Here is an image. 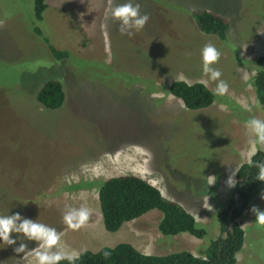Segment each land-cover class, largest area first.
Here are the masks:
<instances>
[{"label":"rangeland","instance_id":"374dc122","mask_svg":"<svg viewBox=\"0 0 264 264\" xmlns=\"http://www.w3.org/2000/svg\"><path fill=\"white\" fill-rule=\"evenodd\" d=\"M126 2L44 0L46 9L35 21L32 0H0V215L18 212L55 228L68 253L126 243L143 255L187 251L200 256L218 236L217 204L232 197L229 171L253 151L255 137L245 122L264 120L250 86L255 69L248 64L264 45V0H132L150 18L131 36L121 34L109 11ZM196 10L227 21L224 40L197 29L191 17ZM42 38L66 58L54 60ZM209 42L222 53L213 67L228 84L223 96L215 94L218 82L203 73L201 50ZM46 81L61 86L59 109L45 110L34 100ZM173 81L201 83L215 101L187 111L164 94ZM128 174L181 206L206 227V236L162 237L156 211L108 233L95 186L70 188ZM262 192L264 182L236 220L244 239L235 264H264V225L251 211L253 206L264 211ZM81 206L92 215L74 231L63 215ZM12 238L13 246L0 241V264H37L34 253L14 252L21 242L29 251L37 242L16 233Z\"/></svg>","mask_w":264,"mask_h":264},{"label":"trees","instance_id":"16d2710c","mask_svg":"<svg viewBox=\"0 0 264 264\" xmlns=\"http://www.w3.org/2000/svg\"><path fill=\"white\" fill-rule=\"evenodd\" d=\"M45 9L44 0H32V14L35 21L41 20ZM191 17L201 33L214 36L220 41L225 39L228 23L220 15L196 10L192 12ZM33 34L41 38L40 32L35 28ZM42 42L54 60L60 61L66 58V52L55 50L43 38ZM248 64L255 69L250 79V86L255 102L264 115V53ZM151 91L154 92V88ZM164 94L180 101L187 111L206 109L215 101L213 93L201 83L187 84L183 81H173L165 88ZM34 100L45 110L59 109L63 102L60 84L56 81H46L35 93ZM221 103L226 104V102ZM257 149L247 163H242L236 168L234 179L237 183L231 190V199H227L223 206L217 204L219 211L215 213L214 221L218 236L208 242L202 255L193 256L187 251L161 256L143 255L130 245L119 243L111 248H101L94 253L82 251L77 254L79 258L75 261L61 260L59 264H235V255L241 250L244 239V231L236 220L249 204L254 190L262 183L257 180L259 169L254 165L264 161V148ZM91 186L96 188L102 227L108 233H115L124 223L150 211H156L160 215L156 225L160 236L171 238L187 234L197 240L206 236L204 225L198 224L181 206L164 199L155 187L138 177L130 174L121 175L102 182L85 183L70 188ZM105 252L111 254L107 259L104 257Z\"/></svg>","mask_w":264,"mask_h":264},{"label":"clouds","instance_id":"9594fccd","mask_svg":"<svg viewBox=\"0 0 264 264\" xmlns=\"http://www.w3.org/2000/svg\"><path fill=\"white\" fill-rule=\"evenodd\" d=\"M112 5V0H109ZM111 17L120 22L119 31L121 34L131 36L132 30L141 31L149 20L148 14L141 13V5L133 3L132 0H127L126 3L111 6L109 9ZM107 19V17H106ZM221 51L212 43H207L201 50L203 73L213 82H218L215 88V94L223 96L228 93V84L222 80V72L213 67L221 58ZM245 127L254 135V139L250 141L253 145L254 152L260 148H264V120L259 118H250L245 122ZM251 163V161H250ZM259 169L257 180L264 182V161L257 162L254 165ZM235 172L229 175L227 185L235 187L237 181L234 179ZM261 199H264V192L261 193ZM251 211L256 215V221L264 225V211L253 206ZM92 215V210L87 207L68 208L64 215L63 221L68 228L76 231L84 227ZM22 234L28 241H35L38 244L37 248L30 251L28 245L21 242L18 247L14 248V252L24 253L25 255L34 253L37 264H59L61 260L73 262L79 258L76 253H68L60 247L61 233L55 228L50 227L37 220H32L23 217L20 213L13 215H0V241H3L8 246L16 244V240L12 238V234ZM109 252L104 253L105 259L109 258Z\"/></svg>","mask_w":264,"mask_h":264},{"label":"crops","instance_id":"0c3cea01","mask_svg":"<svg viewBox=\"0 0 264 264\" xmlns=\"http://www.w3.org/2000/svg\"><path fill=\"white\" fill-rule=\"evenodd\" d=\"M263 20H264V18H263ZM262 24L264 25V21H262ZM257 40H259V38L257 37V39H256V41ZM259 46H260V51H261V53H260V55L259 56H262L263 55V53H264V45H260L259 44ZM254 151V150H253ZM253 151H251L250 153H248V154H246V156H245V154H243V157L244 158H246L245 160H249V158L253 155ZM239 153H241L242 154V152L241 151H239L237 154H239ZM243 157H242V159L241 160H243ZM248 160L247 161H245L244 163H246V162H248ZM238 162V161H237ZM237 164V163H236ZM239 165L240 164H242V163H238ZM235 165V167H233L230 171H229V174L231 175L233 172H235V170H236V168L239 166V165ZM146 182V181H145ZM148 183V182H147ZM217 183V182H216ZM215 185V184H214ZM223 186L224 185V183L222 182V183H220V182H218V184H217V186ZM243 245V244H242ZM241 249H242V247H241ZM241 251V250H240ZM239 251V252H240ZM238 255V254H237ZM236 258H237V256L235 255V262H236Z\"/></svg>","mask_w":264,"mask_h":264}]
</instances>
